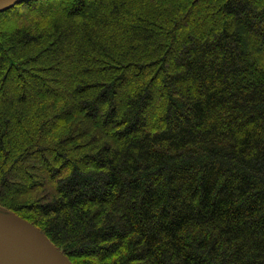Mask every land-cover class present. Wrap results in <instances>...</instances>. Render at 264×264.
Returning a JSON list of instances; mask_svg holds the SVG:
<instances>
[{
    "label": "trees",
    "instance_id": "1",
    "mask_svg": "<svg viewBox=\"0 0 264 264\" xmlns=\"http://www.w3.org/2000/svg\"><path fill=\"white\" fill-rule=\"evenodd\" d=\"M0 211L73 264H264V0L0 12Z\"/></svg>",
    "mask_w": 264,
    "mask_h": 264
},
{
    "label": "water",
    "instance_id": "2",
    "mask_svg": "<svg viewBox=\"0 0 264 264\" xmlns=\"http://www.w3.org/2000/svg\"><path fill=\"white\" fill-rule=\"evenodd\" d=\"M28 0H0V12ZM0 264H73L33 223L0 211Z\"/></svg>",
    "mask_w": 264,
    "mask_h": 264
},
{
    "label": "rangeland",
    "instance_id": "3",
    "mask_svg": "<svg viewBox=\"0 0 264 264\" xmlns=\"http://www.w3.org/2000/svg\"><path fill=\"white\" fill-rule=\"evenodd\" d=\"M261 49V50H260ZM259 51L261 52V51H263L262 50V47H259ZM23 218V217H22ZM59 249V248H58ZM61 251V250H60ZM62 252V251H61ZM69 258V257H68ZM70 259V258H69ZM70 261H71V259H70ZM72 262V261H71Z\"/></svg>",
    "mask_w": 264,
    "mask_h": 264
}]
</instances>
